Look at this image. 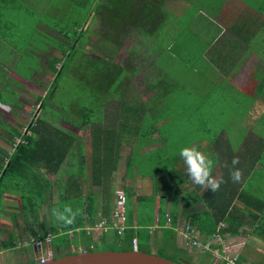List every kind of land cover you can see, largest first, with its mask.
Masks as SVG:
<instances>
[{
	"label": "trees",
	"instance_id": "1",
	"mask_svg": "<svg viewBox=\"0 0 264 264\" xmlns=\"http://www.w3.org/2000/svg\"><path fill=\"white\" fill-rule=\"evenodd\" d=\"M86 1L87 5L95 2V0ZM170 2L171 0H99L92 11V21L95 17L102 18L98 24L99 32L104 34L102 42H98L97 48L90 54L83 53L77 47L82 45L79 40L85 37V32L77 31L76 28H66L62 33L63 36L59 37L61 43H55L56 47L62 50L61 57L47 60L52 79L45 95L35 98L38 111L29 122L25 123L24 128L13 127L0 119V137L7 144V149L0 147V208L5 197L14 196L19 204L15 216L23 220L22 237L39 234L44 238L50 235L51 244L55 243L53 258L76 253L79 247L84 251H131L133 238L137 239V250L147 252L141 246L143 243L149 244L147 227L152 221L154 199L157 196L159 198L166 196L169 190V186L163 184V181L178 182L170 191L176 201L179 199L177 202L181 203V207L179 210L174 203L175 208L170 212L171 226L164 228L165 212L163 207L159 206L157 221L161 225L160 245L167 243L175 245L176 233L172 228L180 213L202 236L214 235L219 223L225 224L221 234H235L233 232L238 228L239 220L236 214L226 215L227 208L217 203L221 185L215 191H208L201 198L200 203H205L212 212L206 218L202 215L194 216V205L199 204V201L194 202V185L186 190L180 183L182 178L185 181L183 184L188 186L191 178L186 174L185 166L180 170L174 169L175 164L182 161L179 153L168 154L165 151L168 144L164 125L167 126L170 122V114L173 111L171 108L183 101L181 96H184L183 99L187 97L188 102L190 99L194 100V97L192 98V92L187 87L185 89V86L177 85V82L181 83L178 75L180 78L183 75L176 70L177 65L173 62L175 56L173 58L171 50L165 48L169 43H160L157 36L165 34L169 37L171 31L175 30L176 42L179 43L171 44L185 47L187 51H193L194 46L200 49L203 45L195 35L197 32L192 31L189 25L190 13L187 15L185 10L183 14L187 16L184 15V21L178 24L175 22V27L168 25L166 11ZM250 8L252 16L240 13L232 27L244 41H247L248 35H264V0H254ZM208 11L202 6L201 0H194V15L197 12L200 14ZM256 19L260 21L255 22ZM118 29L121 31L120 35L114 36ZM131 29H135L134 33L140 40L134 41V48L130 49L125 64L114 63L113 52L118 51L122 39L133 38ZM142 38L148 40L141 41ZM64 45L67 51L63 49ZM243 45L244 42H241L240 46ZM188 56L191 57V54ZM262 56L264 58V55ZM74 60H76V69L72 70V77L82 79L80 67L86 64L84 79L87 81L84 83L93 99V104L91 106L78 104L72 108L60 104L57 106L53 103L47 104L63 69L66 65L73 67ZM83 60L85 61L82 62ZM57 64H60L59 68L56 67ZM184 67L185 64L182 70L185 69ZM144 68L146 70L143 72ZM139 74L142 76L141 82L147 86L145 92L150 94L146 102L138 97L136 86L131 82ZM19 75L30 77L24 72ZM258 76L262 77L264 82V73ZM11 92L14 96L18 94L13 89ZM259 94H262L261 97L264 99V90ZM131 100L134 102L131 103ZM111 101L117 102L116 109L110 106ZM64 110L68 111V116L61 114ZM41 112L49 113L53 118L66 122L72 129L56 124L51 119L48 120ZM111 117L115 119L111 120ZM77 131L87 134L88 140L78 136ZM156 143L162 144L145 151ZM192 143L189 147H194V142ZM124 145L129 148V152L122 160L120 148ZM138 151H145L143 153L147 155L146 163L156 166L152 173H141L138 160L143 153L138 158L135 156ZM122 161L124 178H129L132 173L143 178L149 177L152 193L150 196H138L131 188L123 187L126 196L127 227L121 236L113 233L108 239V235L103 233L94 239L86 228H92L96 224L99 219L98 212L102 217L108 215L113 192V175ZM48 176H55V182ZM88 183L89 185L86 186L85 184ZM154 183L158 184L157 187ZM55 187L58 199L54 202ZM91 187L100 189L99 193L94 194ZM225 189L229 191L228 196L231 201L237 193L236 189L234 186H226ZM242 194L243 192L237 197L242 199ZM99 197L101 205L97 203ZM43 206L48 210V217L41 213ZM65 206L70 207L75 213L70 224L58 221L53 211L54 209L63 211ZM134 221L136 227H133ZM79 238L84 239L80 246H78ZM110 242L116 245L117 249L104 248V244L109 245ZM93 245L103 247L92 249ZM12 247L14 243L11 237L8 242H0L1 249ZM206 260L207 264H222L221 261L214 260L211 255ZM31 262L33 260L26 264ZM238 262L237 259V264Z\"/></svg>",
	"mask_w": 264,
	"mask_h": 264
},
{
	"label": "crops",
	"instance_id": "2",
	"mask_svg": "<svg viewBox=\"0 0 264 264\" xmlns=\"http://www.w3.org/2000/svg\"><path fill=\"white\" fill-rule=\"evenodd\" d=\"M201 1L202 6L206 10H209L210 13L201 12L199 14V12H197V14L194 15L193 12L189 17V25L193 32H197L195 35L203 44L201 47L202 51L197 56L194 55L193 57L191 54V57H189L190 60L193 61L189 72L191 81L181 82V84H183L181 86H185V89L187 87L191 90V96L192 98L194 97L192 105L193 108H195L194 130L201 132V130L204 129L208 132L211 131L213 135L209 137L206 134L204 138L203 136L196 139L194 138V148L202 152L212 161L210 169L211 177L215 180H221V177L223 179V182L220 183L221 190L219 194L220 196L217 198V203L222 204L221 207L227 208L226 215L229 213L236 214V217L239 220L238 228L233 232L235 234H226L228 237L227 242L238 250V264H264V137L261 136L260 133L248 130V126H246L247 122L257 124L264 118V99L261 97L262 95L259 94V92L264 90V82H262V77L260 78L258 76V74L264 73V58L262 56L264 55V35H248L246 37L247 41H244L241 35H237L233 31L232 27L234 24H231V22L226 19V12L228 11L235 12L237 16L239 15L238 13L243 15L252 14L250 6L247 8L242 7V1L244 0ZM98 2L99 0H95V2H90V4L87 5L88 3L86 0H0V119L6 123H8L7 116L17 119V121L14 120L8 124L13 127L20 126V128H24V123L30 121L32 117L30 115L35 112L25 114L26 117H23V114H21L24 102L19 99V95L21 91H24L23 83L28 82V84L31 85L33 76L38 74L37 72L39 69H42V60H44L45 68L49 71L48 74H52L47 60L61 57L62 50L56 47L55 43H61L59 37L63 36L62 33H64L66 28H76L77 31L80 30L85 32V37L79 40L82 45L77 47L78 50L83 53L90 54V52H92L91 48V51L89 52L84 51L86 48L84 46L90 41L91 37L97 39V44L98 42H102L101 40L103 39L104 34L100 33V30L98 29V24L100 23V20L102 21V18L95 17L94 21H92V11L96 8ZM169 4L168 11H166L168 14L166 16L167 23L170 26L174 25V27L176 26V24H174L175 22L178 24L180 21H184V15H188L183 14L187 7L194 9V6L187 4L185 0H171ZM234 8L237 10L235 11ZM9 12L13 13L14 16H10ZM16 12L20 13L19 16L21 22L19 24L15 21L18 15ZM257 21L260 20L256 19L255 22ZM224 26H226V31H223L222 29ZM50 27L53 29L54 38L52 42H54L55 46L49 47L44 54H38V52L31 51L32 45L36 43L37 40V38L33 39V37H39L40 34L43 36L48 35L51 33L48 29ZM131 34L133 41L140 40L139 37L136 35L134 36V32ZM175 34V30H172L169 37L165 34L157 36L160 43H169L165 48L166 50H171L170 53L173 58L174 56L177 58V54L179 55L178 45H174V50H172L173 46L171 47L170 45L171 43H179L176 42L177 35ZM119 35V32L114 34V36ZM167 39L169 40L168 42L163 41ZM147 40L148 39L142 38L141 41ZM241 42H244L243 46H240ZM53 48L60 52L58 56L47 55V52L51 51ZM147 48H149V46H147ZM63 49L67 51L65 45ZM250 54L253 56L255 55L259 59V64L261 65L254 67V72H251L250 74V82L253 89L251 93H248L245 91L244 87L237 86L233 80L236 79L234 77L238 74L242 64L245 62L244 60L248 58ZM171 57H169V59H171ZM28 60H30V62ZM23 72L28 73V76L30 77L27 76L28 78H26L19 75V73ZM141 83L145 86L144 90H142L143 95L137 91L136 93H138V97L141 98L143 102H146L150 94L145 92L147 87L146 84L143 82ZM177 83L179 84L180 82ZM47 88L48 87H45L44 89ZM12 89L18 92L16 96L12 94ZM38 96V94H31L33 102ZM130 102L132 103L134 101L131 100ZM111 103L110 106L112 108L116 109L118 107L116 101H111ZM5 105L8 106L7 109L4 107ZM209 107L211 109H208ZM216 108L219 109L214 111ZM113 119L115 118H112L111 120ZM210 122L212 124L223 123L224 128L221 126L215 130L214 125H211V127L207 125ZM201 125H204L203 128ZM206 126H208L209 129L205 128ZM68 129L71 128L69 127ZM0 143H5L1 137ZM160 144L162 143H156L145 149V151L147 152L150 149L158 147ZM87 148L86 150L88 152ZM122 148H124L123 151H121ZM128 152L129 148L127 146L124 145L120 148V153L127 154ZM234 157L238 158V163L235 165L232 164V159ZM175 165L176 168L174 169L179 170L185 166L183 160ZM234 169H239L240 171V179L238 181H234L231 178L230 173ZM138 176L141 177L140 175H137V178ZM163 184L168 185L169 182L163 181ZM150 185L152 190V184ZM182 185L183 186H180L183 188L185 187L186 190L191 189L194 185V202L199 201V204L196 206L194 205V216L202 215L203 218H206L212 211H210L205 203L202 204L200 201H202L201 198L211 189H208L206 186L195 184L193 181H190L188 186L187 184ZM226 186H234L236 189L237 193L231 201V198L228 196L229 191L225 189ZM122 187L128 186L122 185ZM122 187L120 189L123 190ZM168 189V193L165 194L166 196H163L162 198L157 196L154 199L152 221L147 227L149 232V246H154V244L158 245V243L160 244L161 225H159L157 221L159 206H162L165 214H169V216L171 210L175 208L174 203L180 210L181 203L177 202L179 199L176 201L174 195L170 191V187ZM241 192H243L242 199L237 197ZM151 193L152 191L147 195L140 194L138 196H150ZM113 196L114 195H112L108 215L102 217L100 212H98L99 219L96 224L102 219H106L108 223L110 222ZM9 197L15 198L14 196ZM4 200L6 201V197L2 202H4ZM97 200V203L100 204V199L98 198ZM248 204L249 208H247ZM10 211L13 212L12 215L10 213H3L4 220L10 216L16 217L15 210ZM134 214L136 215L135 211ZM134 218L135 216L133 215V219ZM183 221L186 220L182 214H178L176 223ZM134 223L135 221L132 223L133 227H136ZM166 226L170 227L171 225H167L165 221L163 227L165 228ZM174 227L172 229H174ZM194 230L198 239L203 240L208 238L202 236L195 228ZM0 232H2V228H0ZM4 233L7 235L3 238L0 237V242H8L9 237L12 235V232ZM103 233L108 235V239L111 238L113 233L118 235L111 229ZM17 234V231H15L14 239L11 237L14 247L20 243H16L15 241L19 238ZM122 234L118 236H121ZM36 236L40 235L36 234L35 236H32L29 234L28 237H25V239L22 240L23 244L27 245L30 243L32 244V249H35L34 259H32L33 261H37L38 258L45 255L40 254L42 246L45 248V253L51 250V242L49 247L44 243H42L40 247L31 243L30 240L36 238ZM174 244L175 249L182 250L186 253L183 248L187 249L188 246L182 238L177 235V233L174 239ZM136 251L138 250L136 249ZM209 256L210 255L208 254V257ZM0 264H4L2 260H0Z\"/></svg>",
	"mask_w": 264,
	"mask_h": 264
},
{
	"label": "rangeland",
	"instance_id": "3",
	"mask_svg": "<svg viewBox=\"0 0 264 264\" xmlns=\"http://www.w3.org/2000/svg\"><path fill=\"white\" fill-rule=\"evenodd\" d=\"M245 1V2H244ZM242 1V7H248L251 6V4H253L254 0H244ZM185 2L187 4H191L192 6H194V0H185ZM241 7V8H242ZM240 8V9H241ZM193 9V8H192ZM234 10L236 11L237 9L234 8ZM185 12L187 14H192L194 12V9L191 11V9L189 7H187L185 9ZM10 16H14L13 13L9 12ZM17 13V12H16ZM201 13V12H200ZM205 13H210V11L205 12ZM227 16L226 19L229 20L231 22V24H235L238 20V16L236 15L235 12L233 11H228L226 12ZM17 17L15 19L16 22H18V24L21 22V18H20V13H17ZM240 14V13H238ZM187 22V21H185ZM226 26H224L222 29L223 31H226ZM47 29V28H46ZM49 31H51V33H49L48 35H39V37H33V39L37 38L36 43H34L32 45L31 51L34 52H38V54H44L47 49L49 47H54V42H52L53 38H54V33H53V29L52 27L48 28ZM117 32H121L120 29H118ZM131 32H135V29H131ZM227 34V32H226ZM135 36V34H134ZM252 44V43H251ZM134 41L132 39H128V38H124L122 39V42L120 43V47L118 49L117 52H113V62L114 63H121V64H125V62L128 59V55L130 54V49L134 48ZM174 47L175 44H170ZM86 47L84 49V51L89 52L91 51V49H95L97 47V39L94 37L90 38V41L87 42L85 44ZM202 47V46H201ZM195 47L194 46V50L193 51H187V49L184 47L179 46L178 47V52L179 55L177 54V58L173 59V62H175V64L177 65V69L178 73L182 74L183 77L180 78V75H178V79L181 82H190L191 81V77L189 75V70L191 67V60L189 58V54H192V56L194 57L199 55L200 52L202 51V49ZM256 47V46H255ZM91 48V49H90ZM54 53V54H53ZM60 54V52L57 51V49H51V51L47 52V55L52 56V55H56L58 56ZM96 54V53H95ZM84 55V54H82ZM84 58V57H83ZM27 59V58H26ZM30 62V60H28ZM85 60H83L82 62H84ZM245 62L242 64L240 71L238 72V74L234 77L236 79H234L233 81L235 82V84L239 87H244L245 91H247L248 93H251L253 87L252 84L250 82V74L251 72H254V67L260 66L261 64H259V59L254 55L250 54L248 56V58H246L244 60ZM26 62V61H24ZM75 65L73 67H71V65H66V67L63 69L59 81L57 82L55 88L53 89V93L51 95V97H49V99L47 100V104L53 103L54 106L57 104L63 105L64 107H70L72 108L73 106H76L78 104H83V105H87V106H91L93 104V99L89 93L88 90H86V84L84 83V81L86 82L87 79H84L85 76V72H86V64L84 63L83 67H80V70H82L80 72V77L82 79L79 78H75L74 76L72 77V70L76 69V60H74ZM81 62V63H82ZM34 63V62H32ZM73 63V61L71 62ZM44 60H42L41 62V70H39L37 73V75L33 76V80H31V85L28 84V82H24L23 86H24V91L20 93L19 95V99L22 100V102H24V107H23V111L21 112V114H23V117H26L25 114H29V112H37V103L34 101L33 102V98H31V94H38L40 97L45 95L46 89H44L45 87H49L50 83H51V77L50 74H48V70L45 68L44 66ZM181 64H185L186 67H184L185 69L182 70V66ZM57 68L60 67V64L56 66ZM39 68V67H38ZM144 70H146L144 68ZM143 70V72H144ZM180 70H182L180 72ZM187 72V73H185ZM185 73V74H184ZM141 75H137L132 79V84H134L136 86V91L138 93L142 94V90H144V85L141 83ZM51 78V79H50ZM177 85H183L181 83L177 84ZM189 87V86H188ZM190 88V87H189ZM34 91H33V90ZM191 91V90H190ZM20 92V91H19ZM185 92V91H183ZM180 93V92H179ZM30 94V95H29ZM262 95V94H260ZM184 96H181V101L179 104H175L171 109H173L172 114H170V118H169V123H167V126L164 125V128L166 127V136H167V148L165 151H167V153H179L180 148L182 147H186V146H191V144H193L192 142H194V138H200L201 136H206V134L210 137L213 134L211 133V131H205L204 129L200 131L194 130V109L193 108V99H190L189 102L186 97V99H183ZM175 98V97H174ZM177 100V99H176ZM96 105V104H95ZM218 105V104H217ZM54 106L51 105V107L54 108ZM33 109V110H32ZM170 109V110H171ZM208 109H211L210 107ZM219 108L214 109V111H216ZM32 110V111H31ZM68 110V109H67ZM62 111L61 114L64 116H68V111ZM32 114L30 116L35 115ZM41 114L45 117L48 118V120H53L54 123L62 125V126H66V127H70L68 124H66V122L58 120L57 118H53L51 114L49 113H45V112H41ZM222 118V117H221ZM17 121V119H13L12 117H8L7 116V122H13V121ZM50 120V121H51ZM20 121V120H19ZM27 123V122H26ZM209 127H211V125L215 126V130H217L219 127H223L224 125L223 123H208L207 124ZM25 126V123H24ZM204 125H201V127L203 128ZM206 126L205 128L209 127ZM246 126H248V130L253 131L255 133H260L261 136L264 137V118L262 120L259 121V123L254 124L252 122H247ZM71 128V127H70ZM72 129V128H71ZM243 131V130H241ZM244 132V131H243ZM78 136L80 137H84V139L88 140L87 134H84V132L82 131H77ZM0 147L7 149V144L6 143H0ZM124 148L121 149V151H123ZM126 149V148H125ZM88 153V152H87ZM141 153H143L142 151H138L135 156L136 157H140ZM122 156V160L124 157V153H120ZM147 157V155L145 153H143V155L141 156V158H139L138 160V165L141 168V173H152L155 169L156 166L151 165V164H147L145 158ZM124 174V166H123V161L120 163V166L118 168V170L116 172H114V176H113V181H112V190H117L120 189L122 187V185L124 186H128L131 187V190L135 193V195H147L149 194L152 190H151V183H150V178L146 177V178H141L135 174H131L129 178H124L123 176ZM141 176V175H140ZM50 178V180H52L53 182H55V176H48ZM162 177V175H161ZM169 182V187L170 189H172V187L174 185H177L178 182H174V181H168ZM192 182V179H191ZM180 183H185V181L181 178L180 179ZM157 187V183H154ZM86 186L89 185L85 184ZM93 190V193H99L98 191H100V189L95 188V187H91ZM123 188V187H122ZM54 194H53V201H57V193H56V187L54 189ZM88 192V191H87ZM114 195V193H111V196ZM100 199V197H99ZM18 207L19 204L16 200V198H10L9 196L6 197V201L4 200V202L2 203V208H0L1 214H0V228H2V232H0V237H6L4 232H12L11 237L14 239V234L15 231H17V236L19 237L16 241L20 242L18 243V245H16L15 247L11 248V249H0V260L3 261L4 264H26L27 262L31 261L32 259H34V251L32 249V244L28 243L27 245L23 244L22 240L25 239V237L23 238L22 235V231H23V220L18 216V217H7L6 220H4V216L3 213H7V214H13V212H11L10 210L14 211L15 210V214H17L18 211ZM42 214L46 215L48 217V210L45 206H43ZM9 216V215H8ZM15 224V225H14ZM97 230V229H96ZM91 235L95 238L96 236H100L98 231H90ZM60 236V235H59ZM46 239V238H45ZM77 239V238H76ZM78 240V239H77ZM80 240V244H78V246H80L82 244V242L84 241L83 238H79ZM143 241V239H142ZM145 241V239H144ZM160 242V241H159ZM109 243V240H108ZM49 242L46 241L45 245L49 247ZM157 244V243H156ZM168 244V245H167ZM167 244H163L166 246H163L162 244L160 245L158 243V245L154 246H149L145 243L142 244V248L147 251L146 253H150V254H154V255H161L164 257H167L169 259H173V260H185L186 262H188L189 264H207V260L206 258L208 257V254H198L196 251H194L193 249H191L190 247L187 249L183 248L186 253H181L179 252L177 249H175V245L173 246L170 243ZM138 246V244H137ZM44 246H42L40 254H45V248H43ZM91 247V246H90ZM103 246L101 245H93L91 248L92 249H100ZM55 243L53 242V244H51V253L54 257L55 255ZM104 248L108 249H117L116 245L112 244L110 242V244L106 245L104 244ZM49 249V248H48ZM79 251H82L83 248L79 247L78 249ZM77 250V252H78ZM181 253V255H180ZM37 257V255H36Z\"/></svg>",
	"mask_w": 264,
	"mask_h": 264
},
{
	"label": "built area",
	"instance_id": "4",
	"mask_svg": "<svg viewBox=\"0 0 264 264\" xmlns=\"http://www.w3.org/2000/svg\"><path fill=\"white\" fill-rule=\"evenodd\" d=\"M165 221L167 225L171 222L169 214H165ZM125 228L126 196L122 189H117L114 191L110 222L108 223L106 219H102L93 228L87 227L86 230H88V233L95 230L101 235L103 232L111 229L120 235L123 233ZM223 228H225V224L219 223L216 227L215 234L203 240L198 239L194 228H192L187 221L176 223L174 230L188 247L199 254H209L214 257V260L221 261L222 264H230V262L231 264H236L239 254L238 250L227 242L228 237L226 234L220 233ZM45 238L36 236V238H32L30 242L35 246L40 247L42 243L45 244L46 241L50 243L51 236L47 235ZM131 246L133 250L137 249V242L135 238L132 239ZM50 259H53V255L51 251H47L45 255L41 258H38L37 261L44 263Z\"/></svg>",
	"mask_w": 264,
	"mask_h": 264
},
{
	"label": "water",
	"instance_id": "5",
	"mask_svg": "<svg viewBox=\"0 0 264 264\" xmlns=\"http://www.w3.org/2000/svg\"><path fill=\"white\" fill-rule=\"evenodd\" d=\"M35 252V249L33 250ZM28 264H42L33 261ZM43 264H189L185 260L173 262L161 256L131 250V251H78L58 258L50 259Z\"/></svg>",
	"mask_w": 264,
	"mask_h": 264
},
{
	"label": "clouds",
	"instance_id": "6",
	"mask_svg": "<svg viewBox=\"0 0 264 264\" xmlns=\"http://www.w3.org/2000/svg\"><path fill=\"white\" fill-rule=\"evenodd\" d=\"M7 109V105L4 106ZM179 156L182 158L185 165L186 174L192 179L195 184L206 186L208 189L215 191L221 180H215L210 175V169L212 166V161L208 159L202 152L198 151L194 147H182L179 150ZM238 163V158L234 157L232 159V164L235 165ZM231 178L234 181L240 179L239 169H234L230 173ZM58 221H61L65 224L72 223L75 213L72 212V209L68 206H65L63 211L53 210ZM66 213L68 215H66ZM43 264V262H42ZM231 264V262H230Z\"/></svg>",
	"mask_w": 264,
	"mask_h": 264
}]
</instances>
